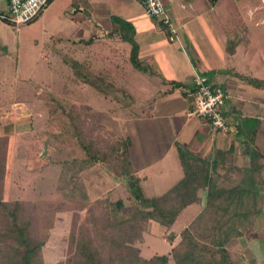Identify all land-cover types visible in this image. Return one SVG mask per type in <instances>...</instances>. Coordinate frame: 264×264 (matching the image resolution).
I'll use <instances>...</instances> for the list:
<instances>
[{
	"label": "crops",
	"instance_id": "crops-1",
	"mask_svg": "<svg viewBox=\"0 0 264 264\" xmlns=\"http://www.w3.org/2000/svg\"><path fill=\"white\" fill-rule=\"evenodd\" d=\"M161 2L166 31L132 0H70L71 27L66 42H60L66 52H75L70 59L56 51L60 60L87 55L129 63L134 44L136 61L152 67L114 71L112 85L130 93L129 101L138 107L137 113L118 117L117 127L129 144L131 169L146 195H162L182 178L181 152L215 161L217 173L251 170L260 175L256 189L264 190V149L258 144L264 121V0ZM5 13L6 0H0L1 22ZM193 73L225 95L222 114L231 132L212 133L192 114ZM177 84L181 86L175 88ZM191 205L198 206L197 215L203 202Z\"/></svg>",
	"mask_w": 264,
	"mask_h": 264
},
{
	"label": "rangeland",
	"instance_id": "rangeland-1",
	"mask_svg": "<svg viewBox=\"0 0 264 264\" xmlns=\"http://www.w3.org/2000/svg\"><path fill=\"white\" fill-rule=\"evenodd\" d=\"M69 4L70 0H50L44 17L29 24L12 26L0 21V200L11 207L18 203V219L28 224L31 236L41 245L37 257L40 264H76L83 237L91 242L90 247H97L102 264H107L108 248L94 225L102 211L99 202L122 200L123 211L115 216L128 217L135 207L127 200L128 183L111 178L99 163L89 164L77 148L66 141L61 144L60 138L47 144V109L38 97L50 93L64 100L70 113L77 116L85 139L94 145L124 141L117 127L118 117L135 114L138 107L129 101L130 93L112 86L117 80L113 75L132 65L74 56L79 63H90L91 73L102 79L100 92L76 80L67 66L71 60L63 62L62 54L56 52L70 59L75 52L74 48L69 54L60 42H66L71 27ZM136 64L139 70L152 69ZM107 83L111 86L104 87ZM262 124L258 144L264 149V121ZM232 175L235 177V172ZM258 190L262 196L260 212L226 246L234 264H264V190ZM197 210V205L189 206L167 230L149 222L141 240L132 244L139 257L147 260L166 255L170 248L167 239L172 236L174 245ZM4 228L0 217L1 251L13 246Z\"/></svg>",
	"mask_w": 264,
	"mask_h": 264
},
{
	"label": "trees",
	"instance_id": "trees-1",
	"mask_svg": "<svg viewBox=\"0 0 264 264\" xmlns=\"http://www.w3.org/2000/svg\"><path fill=\"white\" fill-rule=\"evenodd\" d=\"M37 17L26 24L34 22ZM158 26L166 31V25L158 22ZM126 41L132 44L130 38ZM128 62L132 67H138L134 44ZM67 66L76 80L100 92L102 79L91 73L90 63L74 60ZM180 86L177 84L175 88ZM38 98L47 109L45 131L48 133L44 132L48 136L47 144L60 138L61 144L66 141L77 148L89 164L99 163L111 178L128 183L127 200L135 206L130 215L117 218L115 213L123 211V201L117 199L111 203L104 200L99 202L102 211L93 223L106 242L107 264H168L169 260L173 264H234L226 246L230 240L240 236V229L260 212L262 196L256 189L259 174L239 168L225 169L220 174L216 172L215 161H200L181 152L182 178L162 195L148 196L133 175L126 140L98 147L97 143L94 145V142L85 139L77 116L70 113V106L64 100L50 93H41ZM55 127L58 128L56 133H51ZM232 172H235V177ZM201 200L200 211L180 231L179 240L172 245V236L167 239L170 248L166 255H154L147 260L139 257L138 249L132 244L141 240L149 222L167 230L183 209ZM17 208L18 203H13L11 207L0 200V217L13 245L3 252L0 250V264H40L37 257L41 245L31 236L28 224L18 219ZM87 239L83 237L79 240L76 264H102L97 247H90L91 242Z\"/></svg>",
	"mask_w": 264,
	"mask_h": 264
},
{
	"label": "built area",
	"instance_id": "built-area-1",
	"mask_svg": "<svg viewBox=\"0 0 264 264\" xmlns=\"http://www.w3.org/2000/svg\"><path fill=\"white\" fill-rule=\"evenodd\" d=\"M50 0H6V13L2 16L9 25L19 26L36 18ZM139 3L147 17L167 25L168 19L161 0H132ZM192 100V114L205 121L212 133L227 134L231 128L226 123L222 107L225 95L209 84L199 73H193L192 87L189 91Z\"/></svg>",
	"mask_w": 264,
	"mask_h": 264
}]
</instances>
